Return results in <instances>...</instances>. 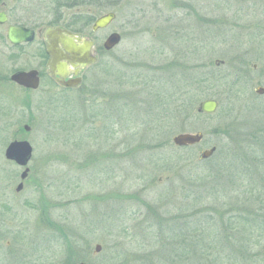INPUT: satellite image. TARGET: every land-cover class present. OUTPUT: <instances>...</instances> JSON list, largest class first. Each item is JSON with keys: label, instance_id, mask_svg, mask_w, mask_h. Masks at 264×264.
<instances>
[{"label": "rangeland", "instance_id": "1", "mask_svg": "<svg viewBox=\"0 0 264 264\" xmlns=\"http://www.w3.org/2000/svg\"><path fill=\"white\" fill-rule=\"evenodd\" d=\"M120 23L121 43L91 67L83 86L52 88L50 99L18 103L13 116H0V142L6 139L0 145V264H96L101 253L121 245L127 252L119 259L143 264L153 239L147 205L176 191L182 178L156 170L154 162L178 159L184 173H203L210 164L198 158L202 149L216 146L214 159L264 122V93L255 91L264 87V0H124ZM178 50L192 53L194 64L219 68L224 77L202 98L217 100L218 107L182 117L172 132L160 129L170 140L176 133H202L191 148L149 150V137L136 146L124 139L136 123L122 117V97L130 88L164 81L161 68ZM140 75L150 82L137 80ZM136 83L141 85L131 86ZM24 123L30 130L23 133ZM19 132L33 155L29 176L16 191L22 169L5 161L3 150ZM124 146L140 150L124 157Z\"/></svg>", "mask_w": 264, "mask_h": 264}, {"label": "trees", "instance_id": "2", "mask_svg": "<svg viewBox=\"0 0 264 264\" xmlns=\"http://www.w3.org/2000/svg\"><path fill=\"white\" fill-rule=\"evenodd\" d=\"M191 57L192 53L178 50L161 68L167 78L164 81L159 78L158 83L156 80L154 88L140 83L131 85L141 86L130 88L122 97V117L127 122L132 117L136 123L125 131L124 139L139 146V141L149 137V150L170 146L173 144L168 134L162 136L160 129L168 127L172 132L182 117L189 120L202 116L194 111L196 100L207 97L206 87L224 76L219 68L194 64ZM196 69L201 71L195 73ZM137 80L150 82L144 75ZM128 94H132L130 99L126 97ZM134 150L139 152L140 148L124 146L122 156H129ZM212 159L213 156L207 160L210 166L203 173H184L178 159H163L161 164L154 162L156 170L180 172L182 178H178L176 191L162 192L147 205L153 239L143 264H260L264 261L261 259L264 253L261 249L264 247V122L225 154ZM136 177L140 178L141 174L137 173ZM160 200L163 202L159 203ZM126 252L127 247L121 245L119 250L106 252L110 255L101 253L96 264H134L118 258Z\"/></svg>", "mask_w": 264, "mask_h": 264}, {"label": "flooded vegetation", "instance_id": "3", "mask_svg": "<svg viewBox=\"0 0 264 264\" xmlns=\"http://www.w3.org/2000/svg\"><path fill=\"white\" fill-rule=\"evenodd\" d=\"M123 2L124 0H0V116H13V111L16 112L19 108L18 103H30L43 96L50 99L52 88L70 91L83 86L91 67L100 57L115 50L122 41L124 25L116 24V20ZM109 12L114 13V18L105 26L93 29L95 20ZM49 29H61L63 32L49 39L46 35ZM113 33L120 35L119 43L107 50L104 42ZM85 41L92 42L89 51L95 55L96 61L79 65L71 60L66 49L71 44L80 47ZM50 43L57 49L53 58L47 52ZM21 129L23 133L28 132L30 125L24 123ZM21 135L19 132L18 136L7 143L3 156L5 161L22 169L19 179L23 187L24 180L30 173L28 163L33 155V146L29 143L32 148L31 156L24 166L5 157L6 148L11 142L27 141ZM3 140L1 139V146L6 142V139ZM24 171L27 172L26 176L21 179ZM6 176L3 175L4 178Z\"/></svg>", "mask_w": 264, "mask_h": 264}, {"label": "water", "instance_id": "4", "mask_svg": "<svg viewBox=\"0 0 264 264\" xmlns=\"http://www.w3.org/2000/svg\"><path fill=\"white\" fill-rule=\"evenodd\" d=\"M114 13L109 12L107 14H104L97 18L93 24V29H97L100 27L105 26L110 20L114 18ZM61 29H49L46 33L47 37L51 39L52 37H55L56 35L62 34ZM120 35L118 33L111 34L106 41L104 42V47L109 50L113 46H115L117 43H119ZM88 43V44H87ZM92 42L85 41L84 44L80 47L70 45L67 47V52L71 58V60L79 65H87L90 63H93L96 61L95 55H93L89 51V45H91ZM47 52L53 57H55L57 49L53 44L48 45ZM215 64H220L218 60L215 61ZM255 91L259 94L264 93V87L258 86L256 87ZM218 106V102L215 99H204L200 101L196 107V111L198 113H205V114H211L216 111ZM203 138L202 133L195 132V133H189V132H181L176 133L171 137V142L177 146V147H183V146H190L194 144H198L201 142ZM31 145L28 141L22 140V141H13L11 142L5 151V157L11 160H14L17 164L24 166L27 164L30 156H31ZM216 151V146H211L206 149H202L199 152V159H207L211 157ZM26 171H24L21 175V179H24L26 176ZM22 188V183L20 182L17 187L16 191H19ZM101 251V246L99 244H96L94 246V252L99 253ZM74 264H87L83 261L76 262Z\"/></svg>", "mask_w": 264, "mask_h": 264}]
</instances>
